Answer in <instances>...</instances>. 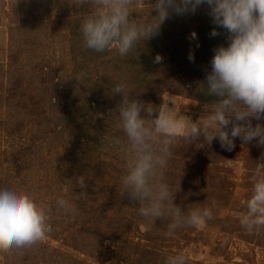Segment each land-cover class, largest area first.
Instances as JSON below:
<instances>
[{
    "label": "rangeland",
    "instance_id": "374dc122",
    "mask_svg": "<svg viewBox=\"0 0 264 264\" xmlns=\"http://www.w3.org/2000/svg\"><path fill=\"white\" fill-rule=\"evenodd\" d=\"M68 6L58 0H0V186L16 185L53 209L47 239L20 252L0 253V264H162L174 254L185 255L188 264H264V229L248 234L237 217L246 211L253 170L264 154V147L255 140L245 144L236 138L231 151L221 148L218 139L211 144L203 138L190 144L184 139L175 143L173 151L182 143L188 164L177 180L178 189L184 187L187 193L180 198L178 193L184 192H177L174 203L182 208L211 206L213 202L216 206L206 227H185L169 238L164 235L167 221L144 223L138 215L139 203L119 194L126 164L105 146H97L101 136L85 133L74 141L79 132H75L77 122L71 121L59 125L61 131L69 126L65 134L50 132L61 115H75L72 98L64 99L53 112L44 102L37 116L36 102L46 98L49 105L51 100L52 78L59 90H66L71 62L63 27L55 26L64 20L61 17L69 12ZM148 6L146 2L137 5ZM73 11L81 14L87 9ZM162 27L168 39L189 47L186 43L191 35L176 14ZM49 39L56 46L54 57L40 60L38 52ZM178 92L164 94L162 103L194 121L204 115L207 105L192 100L185 88ZM209 161L211 168L199 167ZM182 165L180 161L179 167ZM191 167L203 176L193 178ZM80 177L85 178V189L77 184ZM81 191L87 193V199H77ZM60 197L73 201L75 210L64 213L58 209L55 200ZM141 249H148L149 254Z\"/></svg>",
    "mask_w": 264,
    "mask_h": 264
},
{
    "label": "clouds",
    "instance_id": "9594fccd",
    "mask_svg": "<svg viewBox=\"0 0 264 264\" xmlns=\"http://www.w3.org/2000/svg\"><path fill=\"white\" fill-rule=\"evenodd\" d=\"M61 2V0H60ZM76 8L85 7L80 25L83 45L96 53L114 51L127 57L139 45L159 34L173 14H195L206 6L215 27L210 36L223 34L226 45L213 51L211 70L199 85L216 99L207 104L197 120L181 114L169 103L155 106L130 98L127 85L117 83L111 95L122 99L116 107L127 145V163L120 179V195L139 203L138 215L144 223L167 221L166 237L185 227L203 228L213 219L211 206L186 208L174 203V193L163 177L178 139L195 142L203 138L211 144L218 139L221 148L231 151L234 140L247 144L256 141L264 147V0H64ZM150 5L147 20H138L135 7ZM152 13H155L154 15ZM220 29L222 31H218ZM196 33L191 34V39ZM189 59L194 57L190 54ZM162 57L157 55L155 62ZM80 77L75 80L78 81ZM253 120L257 123L253 124ZM119 142V141H118ZM252 174L251 194L246 211L237 214L240 226L248 233L264 229V154ZM86 188L84 177L77 180ZM77 199H87L81 191ZM55 205L64 213L75 210V203L63 197ZM52 207L16 186H0V253L20 252L42 243L52 231ZM164 264H187L182 254L170 255Z\"/></svg>",
    "mask_w": 264,
    "mask_h": 264
},
{
    "label": "trees",
    "instance_id": "16d2710c",
    "mask_svg": "<svg viewBox=\"0 0 264 264\" xmlns=\"http://www.w3.org/2000/svg\"><path fill=\"white\" fill-rule=\"evenodd\" d=\"M58 1L60 3V0ZM74 8H76L74 5L68 6L69 12H64L61 17L64 20L58 21L56 26L54 25L55 27H63L61 32L66 38L67 56L71 62L66 90H59L56 87L58 85L54 82L56 78H52L48 90L51 99L49 105L46 98L36 102L37 116L39 117L44 102L46 107H49L53 112L56 107L59 109L64 99L72 98L74 101L75 108L73 111L75 115H61L54 129L50 128L51 133L65 134L69 126H64V130L61 131L59 125L69 121L71 124L77 122L74 127L75 132H79V134L73 138L74 141L83 136L82 134L95 133L102 137L100 145H96L98 147L105 146L108 148V152L115 153V159H122L126 164L127 145L124 134L119 127V118L116 112V107L122 98L119 95H111V88L115 84L124 82L127 85L130 98L139 99L155 106L162 104L164 94L178 95L181 88H185L191 99L200 105L210 104L216 99L201 91L199 85L205 81L207 73L211 70L210 61L214 55L213 50L221 44L226 45V41L223 34L216 37L210 36L215 25L207 15L206 6L198 8L195 14L177 15L183 29L189 30L190 35L193 32L196 33V38H189V43H186L189 45L188 48H183V46L175 44V41L168 39L167 31L161 26L158 35L139 45L125 58H119L114 51L96 53L86 49L80 31L83 13L74 14ZM60 9L62 8L60 7ZM134 10L136 12L134 16L136 15L138 20H147L150 16V6L146 8L136 6ZM24 21L27 23L35 22L34 19ZM190 39L193 42L192 45ZM52 45L53 41L50 40L47 46H41L42 50L38 52L40 60L48 55L54 57L56 46ZM190 54L194 57L193 60L189 59ZM157 55L162 57L160 63L155 62ZM50 70L53 71V68ZM178 75L180 78H177ZM196 75L201 78L200 81ZM77 77H80L78 81L75 80ZM61 107L65 109L64 105ZM68 110L65 111L68 112ZM47 111L49 110L47 109ZM83 125H85L84 130H80ZM38 130L41 132L39 128ZM178 141L181 139L176 142ZM190 142L187 143L190 144ZM182 148L184 147L181 143L178 149L173 151L167 167L163 170L165 182L169 184L173 192L176 191L174 195L181 190L184 192L178 193L180 198L187 193L183 190L184 187L179 190L177 183L178 178L182 175L181 169L184 170L188 164V160L184 159L186 154L182 153ZM180 154L182 155L181 158H177L176 156ZM180 161L183 162L182 167H179ZM212 165V161H209L206 165L200 164L199 167L211 168ZM193 166L196 167L197 165ZM191 168L193 175H190L192 177L194 176L198 180V177L203 176L199 169ZM186 173L183 174L186 176ZM83 233L87 234L86 230ZM141 252L149 254L148 249H141ZM164 262L165 260L162 264Z\"/></svg>",
    "mask_w": 264,
    "mask_h": 264
}]
</instances>
